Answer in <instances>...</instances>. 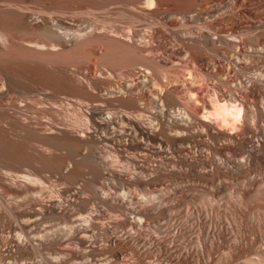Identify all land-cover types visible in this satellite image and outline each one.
<instances>
[{
    "label": "bare ground",
    "instance_id": "1",
    "mask_svg": "<svg viewBox=\"0 0 264 264\" xmlns=\"http://www.w3.org/2000/svg\"><path fill=\"white\" fill-rule=\"evenodd\" d=\"M204 1L0 0V261L264 264L186 242L264 230V0Z\"/></svg>",
    "mask_w": 264,
    "mask_h": 264
},
{
    "label": "rangeland",
    "instance_id": "2",
    "mask_svg": "<svg viewBox=\"0 0 264 264\" xmlns=\"http://www.w3.org/2000/svg\"><path fill=\"white\" fill-rule=\"evenodd\" d=\"M216 1L215 0H205L204 2L210 4V3H215ZM216 15L217 14L214 13L213 16H216ZM195 84L196 85H201V83L199 81L197 83H195ZM200 188H201V190L207 189L209 191L213 189L212 185L209 186V185H206L205 183H202ZM221 202H222L221 200H218L217 198H214V203H215L214 205L215 206L218 205V204L221 205L222 204ZM224 205L225 204H222L221 207H220L221 210L223 211L221 213L222 216L220 215L219 212H217L214 208H212L211 205H209V204L200 205L202 216H205V217H207V219H209L208 220L209 223L207 225L208 228H207L206 231L203 230V232H205V236H203V232H201V230L199 231V234L195 233V232H191V234L189 233L190 235H188V237H187L188 239L186 240V242L188 243V246L191 247V249L193 251L194 250L197 251L199 248H205L206 244L204 243V240H205L204 238L208 237V239H211L213 241V243H215L214 244L215 249H218V250H215V255H217V254L219 255L220 252L226 251L229 248V245L234 243V241H235L234 237L242 236V235L244 236V234L245 235H250V237H252V238L254 237L256 242L258 241L257 244L261 245V242H262L263 245H264V241H263L264 240V230L261 229L260 231H258L257 232L258 233V235H257L258 237L256 236L257 237L256 238L255 237V232L251 231V233H254V234H251L250 232H248V231H250V229H252V228L249 229V227L251 226L250 223L247 222V220H244V218H241L238 215H234L235 213H234V208H233L232 205H228L227 204L226 207ZM178 216H179V218L176 217L177 218L176 219L177 223L175 222V224L182 223L184 221V219L182 220L180 218L181 215H178ZM190 219H191V221H190ZM190 219H189L188 224L190 223L189 225L192 226L193 225L192 221L194 219V216L192 218H190ZM199 220H202L200 216H199ZM166 223L164 224V226H165L164 228L168 227L167 224L169 225V223H167V224ZM47 224L48 223H45L44 225L46 227L50 225V223L48 225ZM218 225H220V227L222 226L223 228H225L226 236H221V234L218 232V228H219ZM164 228L162 230H166L167 229V228L166 229H164ZM259 235H260V237H259ZM261 236H262L263 239L261 238ZM189 237H190V239H189ZM258 238H259V240H258ZM259 241H261V242H259ZM11 261H12L11 259L10 260L9 259H7V260L5 259V260L0 261V262H2L0 264H10ZM26 262H28V260H26ZM193 263L194 264H199V263L202 264L201 261H197V260H196V262L194 261Z\"/></svg>",
    "mask_w": 264,
    "mask_h": 264
}]
</instances>
